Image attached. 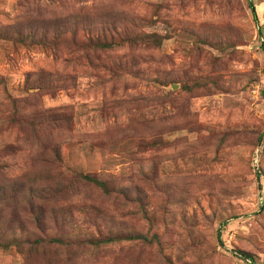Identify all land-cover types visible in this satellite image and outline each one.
<instances>
[{"label": "rangeland", "instance_id": "374dc122", "mask_svg": "<svg viewBox=\"0 0 264 264\" xmlns=\"http://www.w3.org/2000/svg\"><path fill=\"white\" fill-rule=\"evenodd\" d=\"M263 40L264 0H0V264H264Z\"/></svg>", "mask_w": 264, "mask_h": 264}, {"label": "trees", "instance_id": "16d2710c", "mask_svg": "<svg viewBox=\"0 0 264 264\" xmlns=\"http://www.w3.org/2000/svg\"><path fill=\"white\" fill-rule=\"evenodd\" d=\"M105 29H99L98 31L96 32H90L89 34H87V36L84 38L83 40V44L86 45L84 48H81V50L84 49V54H85V60L87 62H90L91 59H89V57H87L86 55V51H89V53H92V57L99 53V52H104L106 51V49H110L112 46H113V43H114V40L112 39L114 34H117V32H115L113 30V32L111 33H106V30L104 31ZM149 37V36H148ZM138 40L142 41L143 40L141 38H139ZM116 47V46H115ZM262 48L264 50V40L262 41ZM101 57V56H100ZM100 57L99 56H95L94 59H95V63L93 64V68L92 69H96L98 68L99 70H105L107 71L108 73L113 72L114 70V67L112 64H106V62H102L100 61ZM60 176V174H59ZM78 178L79 180H82L83 182H86V183H92V184H95V185H98L100 187H104V182H101V180L93 177V176H90L88 174H81L79 173L78 175H74L73 178ZM138 238H143V239H146L145 237L141 236V235H138ZM100 241H103L105 242V239L104 240H100ZM100 241H97L100 242ZM239 254H242L243 255V258L245 259H249L252 261V256L250 254H247V253H244V252H239Z\"/></svg>", "mask_w": 264, "mask_h": 264}]
</instances>
